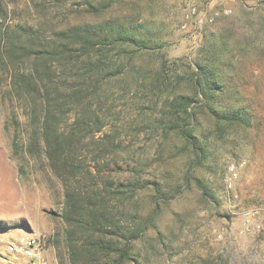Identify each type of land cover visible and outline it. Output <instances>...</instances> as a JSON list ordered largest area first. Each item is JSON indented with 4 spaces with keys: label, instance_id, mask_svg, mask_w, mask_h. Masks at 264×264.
I'll use <instances>...</instances> for the list:
<instances>
[{
    "label": "trees",
    "instance_id": "16d2710c",
    "mask_svg": "<svg viewBox=\"0 0 264 264\" xmlns=\"http://www.w3.org/2000/svg\"><path fill=\"white\" fill-rule=\"evenodd\" d=\"M29 1L43 18L13 25L8 3L0 0V92L5 102L23 103L29 117L26 151L45 158L64 188V230L53 241L59 264H157L147 251L155 240L149 232L161 240V203L176 197L183 184L169 191L146 178L143 157L132 180L116 181L106 173L114 156L126 150L109 119L112 101L134 87L150 97V113L142 114L155 123L149 127L162 138L160 151L163 143L181 138L183 183L195 182L213 198L195 175L208 155L203 125L222 139L253 126L252 107L238 84L240 56L230 36L219 31L205 36L195 58L173 62L162 54L157 67L145 70L137 61L154 49V36L144 13L122 9L124 0H71L70 6L66 0ZM50 2L60 16H50ZM19 147L15 139V151ZM151 185L155 194L146 213L142 195Z\"/></svg>",
    "mask_w": 264,
    "mask_h": 264
},
{
    "label": "rangeland",
    "instance_id": "374dc122",
    "mask_svg": "<svg viewBox=\"0 0 264 264\" xmlns=\"http://www.w3.org/2000/svg\"><path fill=\"white\" fill-rule=\"evenodd\" d=\"M6 2L13 25L35 24L39 17L43 18L29 0ZM50 3V7H54L50 16H60L55 14L60 9ZM64 3L70 6L72 2L66 0ZM186 6V0H124L122 9L128 11L126 13L130 14L132 9V12L144 13L156 43L152 44L154 49L144 50L137 66L154 69L162 54L173 62L182 58L190 60L197 55L206 35L225 31L240 56L241 62L237 66L242 80L238 84L243 101L252 107L253 126L236 136L222 139L209 134L208 123L203 125L208 137L201 141L206 143L208 155L202 166L196 168L195 175L211 189L213 198L207 197L195 182L188 186L183 183L187 168L183 167L184 155H180L184 147L181 138L163 143L160 151L162 138L149 127L155 123L150 116L142 114V111L150 113L151 98L144 97L134 87L129 95H116L112 101L109 119L119 129L126 150H120L114 156L116 162L112 168L105 170L106 173L110 171L116 181L132 180L134 169L143 157L148 159L142 165L146 178L158 181L169 191L176 182L183 184L176 197L161 203L163 211L157 221L161 240L157 241L156 231L149 232V237L155 240L152 242L154 248L150 246L147 251L155 263L216 264L221 259L223 264H264V0H227L225 6L213 5V0H202L201 9H206L209 14L223 9L230 13L217 18L212 25H205L200 35L196 28L190 32L182 29ZM1 95L2 92L0 264H9L5 261L6 243L29 231L47 237L55 264H59L53 241L55 234L64 230L59 217L64 188L45 158L37 159L26 151L29 117L23 103L5 102ZM15 139L20 145L18 152L14 148ZM231 162L240 166L235 182L239 194L237 201L229 197L226 188ZM154 194L153 185L143 192L141 207L146 213L151 212ZM255 208L263 211L253 218L250 231H246L247 224L241 213Z\"/></svg>",
    "mask_w": 264,
    "mask_h": 264
},
{
    "label": "built area",
    "instance_id": "2783aa9c",
    "mask_svg": "<svg viewBox=\"0 0 264 264\" xmlns=\"http://www.w3.org/2000/svg\"><path fill=\"white\" fill-rule=\"evenodd\" d=\"M202 0H186L185 19L182 23V29L190 32L196 28L198 35L201 34L205 25H212L217 18L228 15L230 11L223 9L222 11L209 14L206 9H201ZM240 166L238 163L231 162L228 165V177L226 179V188L229 197L237 201L239 194L235 188V182L238 179ZM263 209L255 208L241 213L245 223L246 231H250L251 223L255 216L259 215ZM257 228H260L257 226ZM6 262L9 264H55L54 257L51 252V243L45 235L36 231H29L26 234L16 236L6 243Z\"/></svg>",
    "mask_w": 264,
    "mask_h": 264
},
{
    "label": "crops",
    "instance_id": "0c3cea01",
    "mask_svg": "<svg viewBox=\"0 0 264 264\" xmlns=\"http://www.w3.org/2000/svg\"><path fill=\"white\" fill-rule=\"evenodd\" d=\"M225 3H227V0H213V5L219 4V6H220L223 4L225 6Z\"/></svg>",
    "mask_w": 264,
    "mask_h": 264
}]
</instances>
